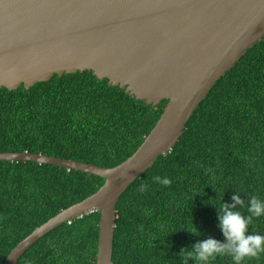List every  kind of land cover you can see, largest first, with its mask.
I'll return each mask as SVG.
<instances>
[{
  "label": "trees",
  "instance_id": "obj_1",
  "mask_svg": "<svg viewBox=\"0 0 264 264\" xmlns=\"http://www.w3.org/2000/svg\"><path fill=\"white\" fill-rule=\"evenodd\" d=\"M168 101L138 100L92 71L0 89V153L43 154L114 168L142 145ZM170 178V186L154 177ZM105 180L33 162L0 163V264L36 228L95 194ZM141 184L147 190L139 191ZM239 192L264 200V40L198 106L177 145L121 196L113 264H183L178 255L209 237L224 242L216 207ZM216 206V207H215ZM100 213L56 228L18 264H96ZM199 231L194 235L189 231ZM189 230V231H188ZM264 235V216L248 234ZM195 264V261H189ZM209 264H234L217 256ZM243 264H264L259 258Z\"/></svg>",
  "mask_w": 264,
  "mask_h": 264
},
{
  "label": "water",
  "instance_id": "obj_2",
  "mask_svg": "<svg viewBox=\"0 0 264 264\" xmlns=\"http://www.w3.org/2000/svg\"><path fill=\"white\" fill-rule=\"evenodd\" d=\"M263 40L264 0H0V89L92 71L153 106L168 101L138 150L114 168L0 153V163L33 162L105 180L36 228L4 264H18L44 236L94 212L100 213L96 264H113L121 196L173 150L216 83Z\"/></svg>",
  "mask_w": 264,
  "mask_h": 264
},
{
  "label": "clouds",
  "instance_id": "obj_3",
  "mask_svg": "<svg viewBox=\"0 0 264 264\" xmlns=\"http://www.w3.org/2000/svg\"><path fill=\"white\" fill-rule=\"evenodd\" d=\"M154 181L163 186H170V178L154 177ZM147 190V185L141 184L139 191ZM232 203H221L216 207L218 212V228L221 229L224 242L209 237L202 241H197L188 248H181L178 255L183 258V264L195 261V264H209L217 256H230L234 264H243L246 259L259 258L264 253V235L252 232L248 234L249 226L253 223V218L264 216V200L257 196H251L247 202V212L245 216L237 210L245 207V199L241 198L239 192L231 196ZM195 228V227H194ZM189 231V230H188ZM194 235H199V231H189Z\"/></svg>",
  "mask_w": 264,
  "mask_h": 264
}]
</instances>
